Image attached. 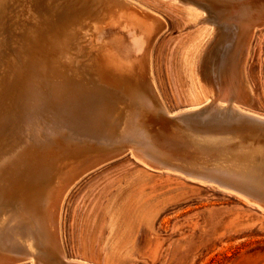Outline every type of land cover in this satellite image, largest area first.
<instances>
[{"label":"bare ground","instance_id":"1","mask_svg":"<svg viewBox=\"0 0 264 264\" xmlns=\"http://www.w3.org/2000/svg\"><path fill=\"white\" fill-rule=\"evenodd\" d=\"M47 1H48L46 3L47 6L45 8H39L37 0H0V97H2L3 100L5 98H8L11 94L14 96L13 98H16V96L20 95L23 85L28 86L29 89L27 88L26 90H29L30 93L29 97L31 98V100L40 97L38 95L37 97H35L36 94H39L38 92L40 86H44V85L48 86V84L51 85V87L53 88L52 90L56 91L57 92L56 94H58L62 91L63 88L65 87L68 88L70 84L72 85L71 81H80L85 83L86 75L98 74L101 72L100 70L102 66H104L105 68L107 66L108 68L109 65L111 64L112 67L110 69L111 71L110 75L104 76L107 79V81L109 82L117 81V84L119 86L120 85L127 86V90L125 89L126 90L125 93H129L131 94V96L135 94L134 93L135 90L133 91L129 90L128 88L130 86L137 85L139 89V91H137L139 97L138 99L136 98L137 100L134 99L133 97H131V99L129 100H124L123 105L119 107L116 115H112L114 117V121L112 123H108L112 125H107V121H106V125L111 127V128L108 127V129L110 128V132H111L110 133L111 137L108 140L111 141L112 147L113 145H117L119 146L118 147L119 149L123 150V152L129 150L134 160L141 163L142 166L150 169L153 172L171 173L180 176L182 178L187 177L191 179H196L203 183L214 182L215 180H217L219 181L220 186L222 187H224V184L228 185L230 181L231 183L249 182L252 185H260L262 189H264V140L260 136H258L257 133H254V131L251 129L249 130L233 129L232 127H230L231 126L230 124H229L230 126L226 128L223 127L222 125V127L219 129H197L195 125H198L196 124L198 123V121L195 122L194 126L196 128H194L191 127V125H186L185 123L186 120L184 121V119L180 117L181 114H187V116H189V114H193L196 111L201 112V110L203 109L205 110L206 108H212L213 110H215L216 113L219 112L221 114L227 115L228 117H231L230 120H232V118L235 117V118H243V120H250L255 123H264V116H261L254 112H251L248 109H244L240 107L241 103H245L244 105L247 106V104H249V102H251L254 99L253 95L250 93V90L243 91L241 87V85L243 84L242 74L243 72H245L244 61L248 54L249 40L251 36V34L249 36L247 34H244V29L246 27L248 28V26H245L243 23V16L245 14L247 15L252 10V8H250V4L248 3V1L238 0L239 1V2L237 1L238 5L229 7L223 5V3L226 2L229 3L233 0L231 1L214 0V2H219L222 4L221 5L222 7L219 8L218 6L216 7V5L212 3L214 5L212 9L217 8L218 13H222V14L226 13L227 18L224 21V25L225 27L230 28L233 31L232 33L235 34L234 35L235 39H233L235 44L233 45L232 50L228 53L229 55L227 57L228 59L226 63L221 64V62H219L220 64L219 69H215L217 65L213 67L214 73L217 72L219 73V79L216 77L217 79L215 81L213 80L214 82L211 79H209L207 75L204 73L203 65L208 58L207 56L208 53L210 52L209 51L211 48L210 46L214 44L213 43L214 40H217L215 38L216 37L218 38L217 36L218 33L216 34L217 28L215 29V27H212L211 26L212 24L211 25H207V23L204 24L203 22L205 21L203 19H200L201 16L203 15L202 11L204 10L200 11L197 6L194 7V5L186 4V8L184 9L185 20L189 21L190 19L195 18L196 22L194 21L193 24L194 26H192L193 28L194 27L196 28L198 24H204L207 26V28L205 26L197 27L199 29L197 28L195 29V32L191 36L190 42H187L183 46V49H181L180 51L181 52L180 65L178 71L186 81L187 85L185 84L186 85L185 95H186L187 103L190 107H187V109H184V111L181 112L177 111L172 115L169 113V110L163 105L161 99L159 98L157 85L153 73L154 44L157 41L160 34L166 28V23L162 19H160L157 15H155L146 7H141L129 0H47ZM64 4L66 7L68 5L69 11L65 15V10H64L65 16H62L60 14V11L58 13L57 10L61 9L58 7H61ZM65 6H63V8ZM203 18H205V16ZM255 20L257 19L255 18ZM218 24H220V22ZM9 29L13 31L14 34L13 42L16 44V48L14 49L9 48V50L6 51L4 48L6 45L5 34L7 31H9ZM224 30H229V29H224ZM202 35L207 39L200 46L196 45L195 47L197 48V51H200L196 54L197 60L196 58L192 59V57H190V61L192 60V64H194L197 61L195 68L198 79V90H197V87L196 89L194 87H192L193 89L191 88V85L195 84V82L194 80H192V83L190 85L187 79L188 70L186 68V65H184V62L186 58L185 57L186 53L193 46V43L196 42L195 40H197ZM216 64H218V62ZM189 75L191 76V73H189ZM101 76L102 75H100V77ZM47 81H49V83ZM79 86L80 87L78 88H81L80 84ZM82 86L84 85L82 84ZM86 87L84 88V90L87 89ZM92 87L94 88L97 86H92ZM45 89L46 88H44V90ZM96 89L94 90V92L96 91ZM104 89L106 88H103V91H101L100 89V91L105 93L104 91L106 90ZM87 90L89 91V88ZM96 92L98 93V91ZM81 93L84 94L85 91L84 92L81 91ZM115 94L117 95V93ZM111 95L114 94L112 93ZM43 96L44 95L42 94V97ZM154 97L158 99L161 103V109L158 111L156 110L152 102V99ZM199 98L202 99L201 103H199L198 101ZM43 99L41 101H43ZM101 99L102 98L95 99L93 104L96 105L98 102H102ZM113 100H115V98ZM197 101L199 104H197ZM36 102L40 103L38 99L36 100ZM227 102L229 104L226 105L225 103ZM32 103L34 106H36L33 101ZM45 104H43L42 102L43 109H45L44 108ZM75 104L72 103V106L74 107L73 110L75 109L76 111V109L78 110V108L77 107L75 108L74 106ZM201 104H203L202 107L199 106ZM38 105H41V103ZM249 105H251V103ZM81 106L82 108L84 107L83 104ZM198 106L200 108L196 109ZM32 107L30 106L29 109H31ZM89 107H91V105H89L88 108ZM48 108L50 107L48 106ZM111 112H113V110H111L109 113ZM200 112L198 113L200 114ZM40 113H42V111ZM94 113L96 112L94 111ZM212 113L214 115V111ZM26 114L27 113H25L24 115ZM32 114H34V112ZM98 114L99 113H97V115ZM199 114H197V116ZM102 115L104 116V112ZM31 116H33V118L35 117L34 115ZM37 116L40 117L39 115ZM41 116L44 115L41 114ZM48 117L49 115L47 116V118ZM105 117H107V115ZM108 117H110V115ZM194 117H196V115ZM204 117H206V115H204ZM214 117H216L217 119L216 115H214ZM27 118H30V116ZM43 118L41 117L42 120H45ZM71 118L68 119L71 120ZM24 119H26L25 116ZM180 119L184 121L183 123H185V125H181L177 123V121H179ZM10 120L12 119L10 118ZM78 120L80 119H77L76 121L78 122ZM82 120H84V118ZM104 120L106 119L104 118ZM110 120L113 119L110 117ZM95 122L96 121H94V123ZM226 122H230V121H226ZM226 122H224V124ZM44 123L47 124L48 122H44ZM80 123L79 124L72 123L73 124L72 126L75 127L80 125L83 126V123L82 124ZM22 124L24 125L25 122L23 121ZM69 124H71V122ZM26 125H24V128H26L25 127ZM48 125H50V123ZM106 125L104 126L102 125V126L105 127ZM102 126L100 127L102 128ZM216 126L217 125H215L214 127ZM56 127L58 128L59 126ZM50 128L52 130V127ZM78 128L79 127H77V129ZM48 129L46 130L45 128V131L47 132ZM58 130L59 129H57L56 131ZM78 130L77 132H79ZM85 130L87 129H84V131ZM23 131L24 130H22L21 132L23 133ZM88 131L90 132L89 129ZM36 132L37 131L35 130L34 133ZM80 133L78 135H80ZM23 135L24 138H26L24 133ZM52 136L49 135L48 137H52ZM87 136L89 135H86L85 137ZM54 137L56 138V136ZM98 137L99 136H97L96 138ZM34 138L36 139V137ZM89 138H91V136ZM96 138H91V139H96ZM46 139L48 138L46 137ZM100 139L101 138H99L98 140ZM29 140L31 141V139ZM50 140L52 141L51 138ZM81 140L83 141V139ZM89 140L87 141L89 142ZM101 140L102 143L103 140H106L107 142V138ZM52 142L51 144L54 143ZM58 142L60 141L58 140ZM83 143H87V142H83ZM93 143L95 144V142ZM39 144L42 145V143ZM39 144L37 147H39ZM55 144L58 145V143ZM98 144L101 145L99 141ZM18 146L21 147L22 145H18ZM50 146L51 145H49V147ZM108 146L110 147L111 145L108 144ZM21 148L23 149L24 146ZM114 152H116V150L113 151V153ZM113 153H111V155ZM7 155L9 154L7 153ZM7 155L4 156L7 157ZM107 155L109 156V154ZM15 156L13 158H15ZM90 157H92V155L72 156L59 161L55 166H53L52 165L53 161L52 162L49 161L50 160L49 156L47 154H44L43 150L42 153L38 151L29 153V156L27 157L26 168L25 171L22 173L23 174L22 176L27 177V179L30 180L32 178L39 177V175L42 176L40 177L41 179L45 177L44 183L42 182L44 184V188H42L43 195L41 194L42 195L41 200L43 203L39 204L40 207L38 208H40L39 209L40 212L37 211L36 209L35 210L32 209L33 211L31 210L29 213H26L27 209H25L24 207L18 208L15 206L11 209L10 208L6 209L4 207L5 210L0 212V238L6 237L7 241L9 240V245H6V248L5 247L2 248L15 253V256L17 255L21 256V259H24V261L25 259H29L32 263L35 264H93L78 259L69 261L65 255L62 244V238H61V211L63 208V203L65 201V198L69 194V191L76 184L79 178H81L91 169L95 168L96 164L87 166L89 162L93 161L92 160L93 158L91 159L92 161H89ZM97 157H100V154L99 156L97 154ZM102 157L104 156L102 155ZM5 159L0 158V167L1 164L4 165V163L6 162ZM18 160L20 161V159ZM50 166L52 168L51 173H48L45 176V173L48 172L46 170L48 167L50 168ZM1 169L3 168L1 167ZM13 176L14 174L10 176L12 177L11 178L12 180H13ZM14 179H16V177ZM27 179L26 181H28ZM1 180L2 179H0V181ZM16 180H18V177ZM23 180H19L20 182H15L14 185H12L13 183L9 182L10 184H8L9 185L8 190H11L12 188L13 189L23 188L24 185L26 184V181L23 182ZM35 182H37L38 184V181ZM1 185L3 186V184ZM126 188L127 187L125 186L120 188L106 207V214H107V217L105 219L106 234L103 244L104 246L103 253L106 260L108 258L110 259L111 256H114L113 254H115L118 249H121V246H124V242L127 240L128 236H130L129 234H131L130 230L127 228L125 224V218H126L125 203L127 201ZM237 197L241 198L240 196ZM37 198L39 197L37 196ZM241 199L250 205H254L243 198ZM31 202H32L30 203L31 205L33 203L34 205H36L35 201L33 202V199ZM30 204H29V208H30ZM261 210L264 211V209L262 208ZM36 213L37 214L41 213L42 218L40 217L39 214L37 215ZM134 247L132 248L133 250ZM19 262L21 261L19 260L18 263Z\"/></svg>","mask_w":264,"mask_h":264},{"label":"rangeland","instance_id":"2","mask_svg":"<svg viewBox=\"0 0 264 264\" xmlns=\"http://www.w3.org/2000/svg\"><path fill=\"white\" fill-rule=\"evenodd\" d=\"M129 1L141 7H146L166 23V28L158 37L153 48L154 78L156 81L159 98L161 99L163 105L169 110V113L172 115L177 111L178 112L184 111V109H187V107L190 106L187 103L186 95H185V89H186L185 87L187 85L186 81L178 71L180 65V53H181L180 51L181 49H183V46L187 42H190L191 36L195 32V29L199 26L201 27L205 26L207 28V26L204 25L206 23L207 25L212 24L211 26L215 27V29L217 28L216 34L218 33L217 35L218 38L217 37L215 38L217 40L213 41L214 44L211 43L213 45L210 46L211 47L209 50L210 52L208 53L207 56L208 58L206 60L207 63L205 61L204 63L205 66L203 65L204 73L212 81L213 80L215 81L217 78L219 79V73L218 72L214 73L213 67L217 65L215 69H219V65H220L219 62H221V64L226 63L228 59L227 57L229 55L228 53L232 50L233 45L235 44L233 40L235 39L234 38L235 34L232 33L233 31L230 28H227L224 25V21L227 18L226 13L225 14L218 13L217 8L212 9L214 5H216V7L218 6L219 8L222 7L221 6L222 4L219 2H214V0H185V1L183 0V2L182 0H129ZM223 1H227V0H223ZM237 1L238 0H233L229 3L228 2L223 3V5L229 7L236 6L238 5ZM246 1H248V3L250 4V8H252V10L250 13H248L247 15L245 14L243 16V23L245 26H248V28L246 27L244 29V34H247L248 36L251 34V36L249 40L248 54L244 61L245 72H243L242 74L243 84L241 85V87L243 91L250 90V93L253 95L254 99L251 102H249V104L251 103L252 106L249 104H247L246 106L244 105L245 103H241L240 107L244 109H248L251 112H254L261 116H264V8H263L264 0H246ZM47 2H48L47 0H39V1L37 0L39 8H45L47 6L46 5ZM186 4L194 5V7L197 6L200 11L204 10L202 11L203 15L200 18L205 21L203 22L204 24H198L196 28L195 27L193 28L192 26H194L193 25L194 21L196 22L195 18H192L189 21L185 20L184 9L186 8ZM63 6H65V4L62 5L61 7H58L61 9L58 10L56 9V10L58 11V13L60 11V14L62 16H65L68 13L69 8L68 5L67 7L65 6L64 8ZM65 8L68 10H66ZM64 10H65V15H64ZM204 16L205 18H203ZM255 18L257 20H255ZM219 22L220 24H218ZM224 29H229V30H224ZM5 35H6V45L4 47L5 50L7 51L9 50V48L10 49L16 48V44L13 42V36H14L13 31L9 29V31H7ZM206 39L207 38L204 37L203 35L200 36L197 40H195L196 42L193 43V46L189 49V51L185 55L186 58L184 65H186V68L188 70L187 79L190 85L192 83V80H194L195 84H192L191 88L194 87L196 89L197 87V90H198V79L195 70L197 61L194 64H192V60L190 61V57H192V59L196 58V54L200 52L197 51V48H195L196 45L200 46ZM217 62L218 64H216ZM109 67L107 68L106 66L105 68L104 66H102L100 73L93 75L92 74L86 75L85 83L80 81H71L72 85L70 84L68 88L67 87L63 88L62 91L58 94H56L57 92L52 90L53 88L51 87V85L48 84V86L46 85L40 86L42 92L39 89L38 92L39 94L35 95V97H37V95L40 97L31 100V98L29 97L30 96L29 90H26L28 86L25 85L26 86L25 87L23 85L21 94L16 96V98H13L14 96L12 94L8 98H5L4 100L2 97H0V118H1L0 119V158L3 159L6 158L5 159L6 164L4 163L6 167L3 164H1V167L3 169H1L0 167V179H2L1 180L2 183L0 181V212L5 210L4 207L6 209L8 208L11 209L15 206L18 208L24 207L25 209H27L26 213H29L32 209L33 210L36 209L37 211L40 212L39 210L40 208L38 207H40L39 204L43 203L41 199L43 195L42 188H44L43 183L45 181L44 180L45 177L41 179L40 177L42 176L39 175V177L37 178H32L31 181L30 179H27V177L22 176L23 175L22 173L25 171L26 168V162L29 153L35 151L42 153L43 150L44 154H47L49 156L50 159L49 161L50 162L53 161L52 162L53 166H55L59 161L72 156L92 155L89 161L93 160L92 162H99V164L101 165H98L97 167L95 166V168L91 169L81 178H79V180L72 187V189L69 191V194L65 198V201L63 203V208L61 211V238H62V244L65 255L69 261L78 259L93 264H264V211L263 210L259 209L255 205H250L246 203L241 198L237 197V195L228 193L224 190L221 191L220 189L214 187L210 183H203L200 182L199 180L191 179L187 177L182 178L180 176L166 172L164 173L153 172L150 169L142 166L141 163L134 160L129 150L123 152V150L119 149L118 148L119 146L117 145H113L112 147L111 141L108 140L111 137L110 135L111 127L107 125H112L108 123H112L114 121V117L112 115H116L119 107L123 105L124 100H129L131 99V97H133L134 99L139 98L137 92L139 91V89L137 85L130 86L128 88L129 90L131 91L135 90L134 91L135 94L131 96V94L125 93L127 90V86H121V85L119 86L117 84V81L115 82L107 81V79L104 76L110 75L111 72L110 69L112 65L110 64ZM189 73H191L192 77L189 75ZM99 74L102 76L100 77ZM209 76L212 77L210 78ZM47 82L49 83V81ZM79 84L81 85V88H78L80 87ZM82 84L84 86H82ZM73 85L75 86L77 85V86L75 87ZM90 85L97 86L98 88L97 87L93 88ZM85 87L87 89L89 88L90 92L87 89L84 90ZM44 88L46 89L44 90ZM103 88H106L104 89L106 90L104 91L105 93L101 92L103 91ZM95 89L96 91H98V93L96 91L94 92ZM83 90L85 91L87 96L85 95V93L84 94L81 93V91L84 92ZM113 91L117 93V95ZM112 93L114 95H111ZM42 94L45 97L44 96L42 97ZM27 96L29 97V99ZM119 96L121 99L119 98ZM46 98L49 99L47 100ZM100 98H102L101 99L102 102H98L96 104L98 107L97 108L96 105L93 104V102L95 101V99H100ZM112 98L113 99L115 98V100H113ZM35 99L36 100L38 99L41 105H38L40 103L36 102ZM42 99L43 101H41ZM32 101L36 106L33 105ZM74 101L76 104L74 103ZM198 101L199 103H201L202 99L199 98ZM198 101L197 104H199ZM42 102L43 104L45 103L47 104V106L46 104L44 106L45 109H43ZM152 102L157 111L161 109V103L158 99L154 97L152 99ZM72 103L75 104L74 106L75 108L77 107L78 110L77 109L76 111L75 109L73 110L74 107L72 106ZM82 104L85 108L84 107L82 108L81 106ZM88 104L91 105V107L88 108L89 106ZM225 104L227 105L229 103L227 102ZM202 105L203 104L199 106L202 107ZM30 106L33 108V110L32 108L29 109ZM48 106L50 108H48ZM199 106L196 109L200 108ZM39 110H41L42 113H40L41 111ZM111 110H113V112L115 111L114 114L113 112L109 113ZM32 111L34 112V114H32L33 113ZM94 111L96 113H94ZM213 111H214V115L217 116V119L216 117H214L212 113ZM81 112H83L84 114ZM103 112H104V116L102 115ZM196 112H194L193 114H189V116H187V114H181L180 117H182L184 121L186 120L185 121L186 125H191V127L194 128L197 127V129H219L222 127V125L225 128L231 125L230 123L232 121L230 120L231 117H228L227 115L221 114L219 112L216 113L215 110H213L212 108H206L205 110L204 109L201 110V112L200 111H196ZM198 112H200V114ZM25 113H27L28 116L27 114L24 115ZM97 113L99 114L97 115ZM7 114H9L10 116ZM41 114H43L44 116H41ZM108 114L113 120H110ZM197 114L199 115L197 116ZM31 115H34L35 117L33 118V116ZM37 115H39L40 117H38ZM46 115L47 116L49 115V117L47 118ZM106 115L108 118L105 117ZM195 115L196 117H194ZM204 115H206V117H204ZM24 116L26 117V119H24ZM29 116L30 118H27ZM36 116L38 117L39 120L37 119ZM90 116L92 119L90 118ZM41 117L42 118L44 117L43 119L45 120H42ZM73 117L75 121L77 119L80 120H78V122L77 121L75 122L73 120ZM103 117L106 120H104ZM211 117L213 120L211 119ZM10 118L12 120H10ZM68 118L69 119L71 118V120H69ZM83 118L84 120H82ZM32 119L36 122V124ZM35 119L38 120L39 122L36 121ZM218 120L221 121L219 122ZM224 120L230 122H226ZM23 121L25 122L24 125H26L27 123V125L25 126L26 128H24V125L22 124ZM69 121L71 122V124H69L70 123ZM94 121L96 122L94 123ZM106 121H107V125H106ZM179 121H177V123L181 125H185L182 119H180ZM190 121L193 123H191ZM197 121L198 123L196 124L198 125H195V122ZM29 122L31 123V125ZM44 122H48V123L46 124ZM80 122L83 123L84 127L82 125H80L81 127L72 126L73 124L75 123L79 124ZM224 122L226 123L224 124ZM49 123L50 125H48ZM98 123L102 124L103 126L104 125L106 126L103 127ZM214 124L217 125L218 127L217 126L214 127L215 126ZM28 125H30L31 127ZM56 126L59 127L57 128ZM100 126H102V128ZM50 127H52L53 131L51 130ZM77 127H79L78 129L80 130H78ZM108 127L110 128L108 129ZM45 128L46 130L49 128L47 131L48 134L45 131ZM21 129L24 130L23 133L25 134V137L27 138L28 135V138L31 139V141L28 138L27 139L24 138ZM57 129H59L58 130L59 132L56 131ZM84 129L87 130L84 131ZM88 129L92 133H90ZM25 130L26 133L28 134L25 133ZM35 130L38 132V134L37 132L34 133ZM77 130L79 132H77ZM79 133L80 135H78ZM90 134H92L93 136ZM29 135L32 137H30ZM49 135L50 136L53 135L52 137L56 136V138L48 137ZM86 135L89 136L85 137ZM94 135L96 137L97 136L99 137L96 138ZM104 135L107 137H105ZM90 136L91 138H96L97 140L99 138L101 139L107 138V142L109 141L108 144L111 146L110 147L108 146L106 140H103L102 143L101 139L98 140L101 143V145H99L98 141L96 139L89 138ZM34 137H36V139ZM46 137L48 139H46ZM50 138L54 143L50 140ZM63 138L65 139L66 142L64 141ZM25 139L27 142L25 141ZM57 139L60 142H58ZM81 139H83V141ZM87 140H89V142ZM51 142L53 144H51ZM76 142L79 144H77ZM83 142H87V143H83ZM93 142H95V144ZM39 143H42V145ZM55 143H58V145H56ZM38 144L39 147H37ZM18 145H22L21 147L24 146V148L22 149ZM49 145L51 146L49 147ZM59 145H61L62 147ZM115 150L116 152L113 153V151ZM7 153L9 155H7ZM111 153L113 154L111 155ZM97 154L98 156L100 154V157H97ZM107 154H109V156ZM4 155H7V157ZM102 155L104 157H102ZM14 156L15 158H13ZM110 156L112 159L110 158ZM18 159H20V161ZM51 166L50 168L48 167L49 169L47 168L46 171L48 172L46 171H45L46 173L44 172L45 176L46 174L51 173V169H52ZM12 173L14 174L13 180L11 179L12 177H10L11 175H13ZM9 177L11 180L9 179ZM15 177L16 179L18 177V180L14 179ZM25 178L28 181H26ZM19 180H23V182L26 181V184L24 185L23 188H19V189L12 188L11 190H8L9 188L8 184L13 183L12 185H14L15 182H20ZM35 181H38V184ZM1 184H3V186ZM124 186L127 187L126 188L127 201L125 203V212H126L125 224L127 228L130 230L131 234H129L130 236H128L127 240L124 242V246H121V249H118L116 253L113 254L114 256H111L112 258L110 257V259L108 258L106 260L103 253L104 252L103 244L106 234V228H105V219L107 217L106 207L111 201V199L114 197V195L117 193V191ZM37 196L39 198H37ZM32 199L33 202L35 201L36 205H34V203L32 205L30 204L32 203L31 202ZM29 204L31 209L29 208ZM38 214L42 218V214L41 213ZM5 239L6 237L0 238V254H1L0 258H5V260L7 261L11 260L10 264H14V262L15 264H35L32 263L29 259H25L24 261V259H21V256H18L17 254H16L17 256H15V253L2 248V247L6 248V245H9V240L7 241V239L6 240ZM132 245L133 247L135 245L134 250L132 249L133 248ZM19 260L21 262L18 263Z\"/></svg>","mask_w":264,"mask_h":264},{"label":"water","instance_id":"3","mask_svg":"<svg viewBox=\"0 0 264 264\" xmlns=\"http://www.w3.org/2000/svg\"><path fill=\"white\" fill-rule=\"evenodd\" d=\"M231 127L237 130H253L254 133H257L264 140V123H255L250 120H243V118H232ZM96 166L99 162H90L89 165ZM214 187L224 190L228 193L240 196L241 198L247 200L251 204H254L258 208L264 209V189L260 185H252L249 182H233L231 181L227 184H224V187L220 186L219 181L215 180L214 182H209ZM10 261H6L5 258H0V264H10Z\"/></svg>","mask_w":264,"mask_h":264}]
</instances>
